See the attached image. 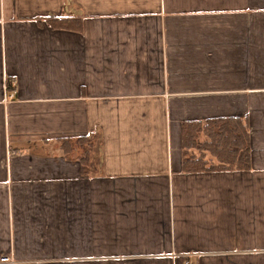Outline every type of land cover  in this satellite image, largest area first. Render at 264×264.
Instances as JSON below:
<instances>
[{"label": "crops", "instance_id": "crops-1", "mask_svg": "<svg viewBox=\"0 0 264 264\" xmlns=\"http://www.w3.org/2000/svg\"><path fill=\"white\" fill-rule=\"evenodd\" d=\"M229 118L250 170L183 172ZM187 260L264 264V0H0V264Z\"/></svg>", "mask_w": 264, "mask_h": 264}, {"label": "trees", "instance_id": "trees-1", "mask_svg": "<svg viewBox=\"0 0 264 264\" xmlns=\"http://www.w3.org/2000/svg\"><path fill=\"white\" fill-rule=\"evenodd\" d=\"M82 20L78 18H48L47 23L53 29L78 30L82 29ZM249 127L241 119H217L202 122H186L183 124V149L185 157L188 151L198 149L202 153L201 157L189 159L186 158L183 163V172L200 173L212 171H232V170H250L251 168V145ZM206 137V142L201 146H196L200 135ZM62 151L69 155L78 145L82 150L80 156L81 172L83 176L89 175L91 171V155L97 145V137L82 136L77 139L75 144L71 139H62L60 141ZM205 153L211 154L216 158L220 166L210 164L206 161Z\"/></svg>", "mask_w": 264, "mask_h": 264}, {"label": "rangeland", "instance_id": "rangeland-1", "mask_svg": "<svg viewBox=\"0 0 264 264\" xmlns=\"http://www.w3.org/2000/svg\"><path fill=\"white\" fill-rule=\"evenodd\" d=\"M75 142H76V140L75 141H73V143L75 144ZM204 142H206V137L204 136V135H200V137H199V140L197 141V144H195L197 147L198 146H202L203 145V143ZM74 146H77V147H79L78 145H74ZM97 148V145L95 146V148L93 149V152H92V154L95 152V149ZM199 148V147H198ZM202 154H204V153H202L200 150H198V149H192L189 153H187V157L186 158H188L189 157V159H193V158H199V157H201V155ZM205 155H206V161H211V164H214V165H217V166H220L219 164H218V160L216 159V158H213V156H211V154H209V153H205ZM92 156V155H91ZM186 158H184V159H186ZM212 161H213V163H212Z\"/></svg>", "mask_w": 264, "mask_h": 264}, {"label": "built area", "instance_id": "built-area-1", "mask_svg": "<svg viewBox=\"0 0 264 264\" xmlns=\"http://www.w3.org/2000/svg\"><path fill=\"white\" fill-rule=\"evenodd\" d=\"M189 260H191V256H189ZM187 260L186 262H184L183 264H193V262Z\"/></svg>", "mask_w": 264, "mask_h": 264}]
</instances>
